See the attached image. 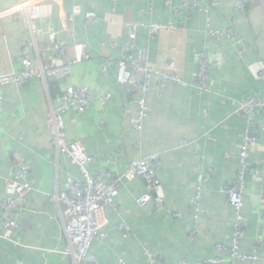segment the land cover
Listing matches in <instances>:
<instances>
[{"label":"crops","instance_id":"crops-1","mask_svg":"<svg viewBox=\"0 0 264 264\" xmlns=\"http://www.w3.org/2000/svg\"><path fill=\"white\" fill-rule=\"evenodd\" d=\"M18 1L0 0V75L23 70L19 59L31 39L14 9ZM165 1L62 0L61 5L43 1L44 15L37 25L47 33L54 32L73 52L75 47L85 46L91 59L63 80L34 78L23 87L3 88L0 200L5 197L6 179L19 170L20 162L31 167L27 180L33 191L12 242L1 237L0 228V264H73L65 251L64 208L60 211L53 196L65 189L69 176L79 179L81 175L77 166L51 146L47 123L57 96L70 86L91 90L89 109L84 114L69 113L66 131L71 142L85 143L93 158L92 172L108 169L123 174L129 162L152 154L163 160L158 177L164 207L156 210V194L140 207L138 200L147 192L146 182L139 178L124 181L117 198L119 212L106 210L107 237L94 241L90 250L97 264H146V250L156 252L164 264L201 263L213 257L229 264V255L215 247L229 243L233 234L234 212L223 189L240 170L246 122L237 111L244 101L264 99V0H215L220 5L209 14L175 13L183 0H171L172 7ZM238 1L245 3L244 10L237 8ZM75 9L94 12L97 23L88 25L83 14L70 20ZM208 17L213 27L232 29L240 43L209 37ZM142 23L179 26L176 32L162 31L154 38L138 29L134 52L147 50L155 70H164L167 61L174 59L176 73L187 86L170 83L161 89L154 78L145 95L149 116L143 130L136 131L133 121L138 106L128 102L141 92H131L119 83L118 63L126 56L122 48L128 43L129 27ZM205 51L224 59L210 67L208 92L197 88V54ZM53 56L47 34L39 41V52L30 50L31 59L40 57L45 65ZM108 93L111 100L101 104ZM250 133L256 141L250 151L254 166L246 174V236L241 250L257 259L239 264H264V110L256 112ZM200 174H206V182L196 221L188 201ZM3 216L0 211V219ZM122 223L131 228L127 238L120 229ZM194 230L197 234L192 239Z\"/></svg>","mask_w":264,"mask_h":264},{"label":"built area","instance_id":"built-area-1","mask_svg":"<svg viewBox=\"0 0 264 264\" xmlns=\"http://www.w3.org/2000/svg\"><path fill=\"white\" fill-rule=\"evenodd\" d=\"M43 1L45 0H19L14 7L15 11L19 12L24 26L30 31L31 39L26 42L22 56L19 59L23 70L19 73L0 75V115L4 111V87L12 85L23 87L34 78H41L44 81L49 79L63 80L72 75L76 66L91 59L90 54L85 51V46H77L73 52L65 43L57 40L54 32L47 33L37 25V21L44 15ZM51 1L57 5H61L62 2V0ZM165 4L169 7L173 6L171 0H166ZM219 5L220 3L215 0L210 3L202 0H183L182 7L175 10V13L189 10L203 11L209 14ZM236 6L240 10L246 8L243 1H238ZM82 14L88 25L92 26L97 23V14L90 11L82 13L81 9H75L69 15V19L73 21ZM138 29L146 30L154 38L162 31L176 32L179 26L173 23H142L131 25L128 29V43L122 48L126 56L118 63V81L121 85L129 87L131 92L135 93L136 89L141 92V96L132 95V99L129 100L128 104L138 106V112L133 121V129L142 131L150 111L145 95L150 89L154 78L158 79L161 89L167 88L170 83L181 86H187V84L176 73V61L174 59L170 58L167 61L164 70H155L150 65V56L147 50L139 49L134 52ZM46 34L49 36L54 52L51 63L48 65H45L40 57L37 60H32L30 57L32 48L39 52V41ZM207 35L240 43L232 29L213 27L209 17ZM63 59H66V61H63ZM197 60V88L208 92L210 67L213 63L223 62L224 59L221 55L212 56L208 51H205L197 54ZM111 98L112 94H105L101 104L105 105ZM91 102L92 95L89 87H67L57 96V104L51 108L47 120L51 146L55 148L60 156L67 157L72 164L77 166L81 175L79 179L69 176L66 180L65 189L53 196V199L60 206V211L64 208L61 211V216L68 240V247L65 251L71 256L73 264H97L96 260L90 256V250L94 241L104 240L107 237L109 219L106 210L112 208L119 212L117 198L120 194V186L124 181L139 178L146 182L147 192L138 200L140 207L143 208L150 203L155 194L157 196L156 210H160L165 205L164 199L159 196L158 191L161 188L158 169L163 164L160 155L152 154L141 160L129 162L123 174H117L108 169L92 172L93 158L88 153L83 140L71 142L68 139L66 116L72 111L84 114L89 109ZM258 110H264V99L251 98L244 101L237 111L246 122V133L239 153L240 170L234 180L223 189L234 212L233 234L229 243L217 244L215 247L217 252H225L229 255V264H239L257 259L255 255L243 253L241 245L246 236V218L244 215L246 174L254 166L250 159V151L256 141L250 133V128ZM19 166V170L6 179L5 197L0 200V211L4 213V216L0 219V228L3 231L1 237L11 242L19 231L21 212L28 208V194L33 191V187L27 180L31 167L22 162ZM205 182L206 174L198 175L194 185V195L188 201L189 206L194 210L196 221L199 219L200 209L198 206L203 199ZM175 216L178 217V215ZM120 229L123 237L127 238L131 228L122 223ZM196 234L197 232L194 230L191 233V238L194 239ZM257 244L259 245V242ZM145 257L146 264H164L156 252L146 250ZM224 261L221 257H213L201 263H189L182 260L179 264H222ZM119 264L125 263L120 261Z\"/></svg>","mask_w":264,"mask_h":264},{"label":"water","instance_id":"water-1","mask_svg":"<svg viewBox=\"0 0 264 264\" xmlns=\"http://www.w3.org/2000/svg\"><path fill=\"white\" fill-rule=\"evenodd\" d=\"M158 191H159V193H160V191H161V188H160Z\"/></svg>","mask_w":264,"mask_h":264}]
</instances>
